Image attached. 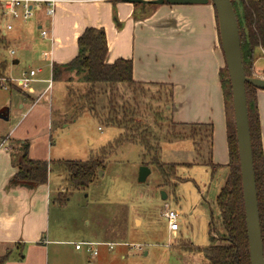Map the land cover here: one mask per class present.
<instances>
[{"label": "rangeland", "instance_id": "rangeland-1", "mask_svg": "<svg viewBox=\"0 0 264 264\" xmlns=\"http://www.w3.org/2000/svg\"><path fill=\"white\" fill-rule=\"evenodd\" d=\"M233 1L238 3L239 0ZM7 22L13 25L12 31L6 30ZM7 22L0 21L2 41L1 36L14 34L20 24ZM2 47L0 45V60H7L10 57L1 51ZM222 59L223 56L221 70L225 67ZM31 67L34 66L20 60L17 70L26 72ZM257 67L264 72V61ZM48 73V69H44L36 78L49 79ZM68 78H71L70 84L66 83ZM34 86L42 89L46 84ZM67 88L79 96L89 86L79 83L73 74H63L61 80L53 81L51 93L41 98L42 107L33 112L37 115L32 114L24 121L26 110L19 109L17 93L11 91L13 89L0 90V111L6 108L10 111L9 117L0 119V140L15 128L18 135L36 145V157L50 162L49 202L45 206L40 235L42 248L38 250L44 264H206L202 253L187 248H204L209 244V236H223L215 199L227 177L223 169L213 173L211 167L196 165L208 157L207 147L198 142L201 132L206 134V131L194 125L191 129L176 125L174 130L181 135H187L189 130L199 131L196 142L187 138L165 141L173 129L170 89L164 85L147 87L142 90L145 97L137 98L138 116L160 139L156 149L163 169L159 171L151 163L154 152L147 153L138 145L126 142L107 155L87 188L73 189L58 162L86 161L97 155L100 148L111 144L122 131L104 125L102 112L93 116L88 109L76 105ZM102 102L104 99H99V104ZM228 114L232 124L229 109ZM182 141L188 142L183 144ZM189 141L195 153L194 142L199 151H203L199 154L201 158L187 153ZM11 148L15 153L16 144H11ZM180 161L185 163H178ZM173 164L175 172H172ZM143 166L149 168L150 174L145 183H139L138 172ZM166 211L177 214L179 230L175 235L168 233L163 217ZM84 243L94 244V255L87 253L84 246L75 249V244ZM106 243L113 245L112 250L104 245ZM28 247L25 245L24 250Z\"/></svg>", "mask_w": 264, "mask_h": 264}, {"label": "crops", "instance_id": "crops-1", "mask_svg": "<svg viewBox=\"0 0 264 264\" xmlns=\"http://www.w3.org/2000/svg\"><path fill=\"white\" fill-rule=\"evenodd\" d=\"M113 8L118 28L113 22ZM44 24V18L37 16L16 26L14 34L1 36L5 43L1 51L10 57L2 60L7 63L6 79L20 76L22 72L17 70L20 60L34 66L29 70L40 69L38 74L48 69L50 77V64L65 65L76 57L77 39L86 28L102 29L108 47L107 64L118 59L129 60L134 82L171 86V121L178 126L210 127L212 145L209 157L213 173L223 169L228 175L227 117L219 80L223 55L211 2L194 6H136L122 0H71L59 4L55 10L50 25L54 38L52 45L39 36V28ZM9 50L15 51L13 57ZM44 53L50 54L47 60L43 58ZM261 61H264L262 51L257 49L253 65L256 77L264 76L261 68L257 67ZM46 79L35 77L28 93L10 89L18 95L19 109L26 110L22 121L42 107V99L36 100L45 87L40 89L33 85L45 84ZM256 104L264 161V91H256ZM0 114L9 117L10 111L6 108ZM14 129L0 140V259L7 256L5 264H44L38 250L42 248L40 235L45 206L49 202L48 184L9 187L8 182L17 171L12 165V142L26 141L29 158L43 159L36 157V145ZM185 142L188 141H182L183 144ZM189 145L187 153L196 154L192 142L189 141ZM25 245H29L27 250H24Z\"/></svg>", "mask_w": 264, "mask_h": 264}, {"label": "trees", "instance_id": "trees-1", "mask_svg": "<svg viewBox=\"0 0 264 264\" xmlns=\"http://www.w3.org/2000/svg\"><path fill=\"white\" fill-rule=\"evenodd\" d=\"M231 4L238 26L241 59L245 76L248 78L256 77L253 72L255 51L257 49L264 51V0H239L238 3L231 0ZM134 5L137 6L139 4ZM113 22L118 28L119 23L114 8ZM0 45H4V41L0 40ZM77 50L76 57L69 63L65 65L54 64L52 66V81L61 80L63 74H73L77 77L79 83L89 86L86 92L79 96H75L67 88L69 96L74 98L76 105L83 109H88L93 116H98V111L102 112L104 115L102 123L108 127L117 128L122 132L111 144L100 148L97 155L86 161L58 162V165L62 166L67 174L68 185L73 189L87 188L97 171L101 170L102 162L107 155L114 148L126 142L138 145L147 153L154 152L151 163L155 164L157 169L161 171L163 166L158 162V149H156L157 142L160 139L154 136L151 128L138 116L137 99L138 97H142L141 99L145 97L142 92L143 89L146 90L147 87L159 84L134 82L132 79V63L129 60L118 59L112 64H107L108 47L105 32L102 29L86 28L77 39ZM6 68L7 63L0 60V79L5 78ZM219 80L227 117L228 175L215 199V206L219 211L220 226L224 234L222 237L209 236V244L204 248L193 246V248L188 247L187 249L202 253L206 264H250L233 119L232 95L226 67L219 72ZM71 82V78L66 80L67 84ZM167 87L170 89L168 98L170 99L169 107L171 110L173 88L171 86ZM12 88L14 87L11 86L10 89ZM256 91L250 84H245L253 173L264 257V161ZM102 98L104 103H100L102 106L99 107V99ZM228 109L231 112L232 124H230L228 119ZM171 125L173 126L172 132H170L169 138L165 139V141L171 142L187 138L196 142L199 131L189 130L188 136L185 133L181 135L174 130V127H177L176 124L171 123ZM189 127L191 129L193 126ZM194 127L206 131V134L201 132L198 142L204 143L208 154L206 161L199 162L196 165H205L213 168L209 157L212 145V129L210 127L204 128L201 125H194ZM195 142V151L199 157L201 151H199ZM13 143L16 144L17 150L15 153H11L12 165L17 171L9 180V187L23 185L38 187L46 185L50 162L31 160L28 156L29 145L26 141H14ZM171 167L172 172H175V165L173 164ZM212 232L215 233V230ZM6 260L7 256L2 257L0 264H5Z\"/></svg>", "mask_w": 264, "mask_h": 264}, {"label": "water", "instance_id": "water-1", "mask_svg": "<svg viewBox=\"0 0 264 264\" xmlns=\"http://www.w3.org/2000/svg\"><path fill=\"white\" fill-rule=\"evenodd\" d=\"M124 3L145 5H206L211 2L217 18L219 43L228 73L240 170L244 222L248 243L249 263L264 264L256 189L253 173L252 152L246 106L245 84L264 91V78L245 76L242 66L238 26L231 0H122ZM16 62H13L15 64ZM7 117L0 114V119ZM150 174L143 166L138 172V182L145 183ZM165 198V196L163 197Z\"/></svg>", "mask_w": 264, "mask_h": 264}, {"label": "built area", "instance_id": "built-area-1", "mask_svg": "<svg viewBox=\"0 0 264 264\" xmlns=\"http://www.w3.org/2000/svg\"><path fill=\"white\" fill-rule=\"evenodd\" d=\"M68 2H71V0H0V21L5 20L7 22V20H9L12 22L28 23L34 20L37 16H42L45 24L39 28V36L41 39L47 40L50 45H52L54 43V38L51 33L50 25L55 15V10L59 4ZM5 28L7 31H12L13 25L10 22H7ZM261 51L264 58V51ZM8 53L11 57L15 55L14 50H9ZM49 55V53H44L43 58L47 60ZM50 68L52 70V64H50ZM40 72V69L29 70L22 72L18 78H1L0 90L8 91L12 86L20 92L28 93L32 89V84L35 81L36 75ZM260 77L264 78V76ZM44 83L46 86L37 98L36 102H38L46 94L51 93L53 87L52 76L50 75L49 79L45 80ZM163 217L167 221L168 233L175 235L179 230L177 224V214L173 211H166L164 212ZM104 245L107 246L109 250H112L113 248L112 244L106 243ZM80 246H84L87 253L94 255V250H92V247H95L94 244H75L74 247L76 250H79ZM134 248L140 250V247L134 246Z\"/></svg>", "mask_w": 264, "mask_h": 264}]
</instances>
